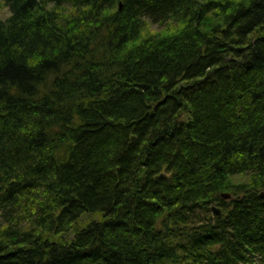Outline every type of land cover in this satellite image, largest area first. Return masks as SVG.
Masks as SVG:
<instances>
[{
	"label": "trees",
	"instance_id": "16d2710c",
	"mask_svg": "<svg viewBox=\"0 0 264 264\" xmlns=\"http://www.w3.org/2000/svg\"><path fill=\"white\" fill-rule=\"evenodd\" d=\"M0 4V264H264V0Z\"/></svg>",
	"mask_w": 264,
	"mask_h": 264
},
{
	"label": "rangeland",
	"instance_id": "374dc122",
	"mask_svg": "<svg viewBox=\"0 0 264 264\" xmlns=\"http://www.w3.org/2000/svg\"><path fill=\"white\" fill-rule=\"evenodd\" d=\"M9 14V10L6 9L5 7H3L1 4H0V17L1 18H6L7 15ZM145 29H144V33H147V32H153V31H157L159 29L158 26L156 25H151L149 22H146L145 24Z\"/></svg>",
	"mask_w": 264,
	"mask_h": 264
},
{
	"label": "water",
	"instance_id": "95a60500",
	"mask_svg": "<svg viewBox=\"0 0 264 264\" xmlns=\"http://www.w3.org/2000/svg\"><path fill=\"white\" fill-rule=\"evenodd\" d=\"M121 7V6H120ZM133 140H134V138H133ZM259 196H261V197H263L264 198V190H262V191H260V194H259ZM221 197L223 198V199H225V200H227V198H229L230 197V195L227 193V194H221ZM212 211L216 214H220V210H219V207H217V206H212Z\"/></svg>",
	"mask_w": 264,
	"mask_h": 264
}]
</instances>
